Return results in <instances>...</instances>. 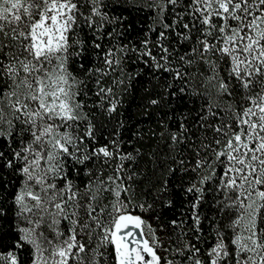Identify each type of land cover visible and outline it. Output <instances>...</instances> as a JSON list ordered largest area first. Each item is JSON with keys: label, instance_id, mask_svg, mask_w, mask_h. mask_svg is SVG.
Here are the masks:
<instances>
[{"label": "snow or ice", "instance_id": "6c2138e0", "mask_svg": "<svg viewBox=\"0 0 264 264\" xmlns=\"http://www.w3.org/2000/svg\"><path fill=\"white\" fill-rule=\"evenodd\" d=\"M0 264H264V0H0Z\"/></svg>", "mask_w": 264, "mask_h": 264}, {"label": "trees", "instance_id": "16d2710c", "mask_svg": "<svg viewBox=\"0 0 264 264\" xmlns=\"http://www.w3.org/2000/svg\"><path fill=\"white\" fill-rule=\"evenodd\" d=\"M148 80L147 76H141L137 81L134 82V87L129 93L123 95L122 106L120 107V113L122 114L119 119H123L125 121L126 129H133L136 126L140 128L147 129L149 125V121L146 117L142 115L143 108L141 105L143 104L142 97L144 96V88L149 87L145 81ZM105 119L104 117L98 118V126L100 120ZM115 121H112L107 125V128L103 129V131H111L115 127ZM99 134V133H98ZM131 133L129 132L128 135ZM206 210V209H205ZM167 215H171V213H167ZM154 226L157 224V221H150Z\"/></svg>", "mask_w": 264, "mask_h": 264}]
</instances>
